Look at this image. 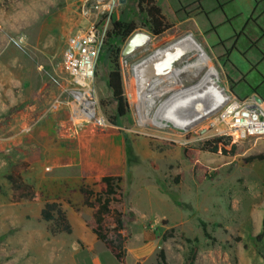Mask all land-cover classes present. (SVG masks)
Wrapping results in <instances>:
<instances>
[{
    "label": "rangeland",
    "instance_id": "obj_1",
    "mask_svg": "<svg viewBox=\"0 0 264 264\" xmlns=\"http://www.w3.org/2000/svg\"><path fill=\"white\" fill-rule=\"evenodd\" d=\"M83 1L0 0V264H119L87 228L93 209L80 191L86 185L98 194V181L106 174L123 177V211L132 233L127 264H158L161 247L168 264H184L194 245L195 264H264V133L239 136L235 111L229 114L238 104L231 88L251 92L264 73V0H182V8L177 0H156L173 24L171 32L159 37L150 31L138 0H127L112 21L134 22L133 33L151 36L149 47L138 48L132 58L119 55L127 113L117 115L108 74L111 49L121 51L133 33L126 39L110 38L112 25L92 85L95 115L80 120V88L69 74L65 52L70 38L90 27ZM210 4L217 10L208 12ZM189 34L211 59L201 60L213 77L219 74L229 97L220 109L187 127L177 121L152 122L148 116L153 117L159 101L151 107L139 99L136 107L132 65ZM186 41L173 52H186ZM230 48L235 55L229 62L225 53ZM186 59L177 60L176 66ZM223 68L233 76L231 87ZM241 72L246 73L244 80ZM183 80L181 86L196 81L189 75ZM171 82L166 79L153 93ZM137 90L139 94V84ZM260 118L264 121V105ZM221 135L232 138L237 154L201 150L205 141ZM185 149L199 153L198 161L210 173L216 171L215 177L198 182ZM23 162L29 164L25 169ZM15 167H21L37 200H14L8 175ZM47 201L62 204L71 234L50 232L40 214ZM201 223L210 237L203 235ZM171 227L198 241L177 236L163 242V233Z\"/></svg>",
    "mask_w": 264,
    "mask_h": 264
},
{
    "label": "trees",
    "instance_id": "obj_2",
    "mask_svg": "<svg viewBox=\"0 0 264 264\" xmlns=\"http://www.w3.org/2000/svg\"><path fill=\"white\" fill-rule=\"evenodd\" d=\"M138 6L140 10L146 14L149 29L155 36L159 37L173 30V24L167 20L156 0H138ZM112 25L113 28L108 33L110 38L120 37L126 39L136 29V24L134 22H123L113 19ZM110 52L112 66L108 74V85L112 91L114 100L117 102V115L124 116L127 113L128 104L124 95L119 65V55L121 51L119 48L113 46ZM201 150L212 153L221 152L224 155H235L237 154V145L233 143L230 136L221 135L205 141ZM184 155L194 162V173L198 182L201 183L205 180L213 179L217 174L216 171L210 173L208 168L198 161L199 153H193L189 149H185ZM28 166L29 164L27 162H23V169ZM20 172L21 167H15L8 175L14 200H37V193L34 191L33 187L24 182ZM122 182V176L106 174L101 176L98 181V186L100 188L98 194H94L86 185H82L80 191L84 195L85 204L93 209L92 218L86 223L87 228H89L96 238L104 244L105 248L116 258L119 264H127V244L132 233L125 223V213L123 211L125 194ZM40 214L42 220L49 223L50 232L53 235L72 233V224L61 203L57 201L45 202ZM134 218V215H132L130 220H134ZM262 227L264 230V219ZM201 228L203 235L210 237L205 223H201ZM177 236L190 243L198 241L197 237L194 239L185 237L184 233L178 232L175 227H171L163 233L162 241L165 242ZM197 253L198 246H192L184 264H195ZM158 264H168L164 247L160 248Z\"/></svg>",
    "mask_w": 264,
    "mask_h": 264
},
{
    "label": "built area",
    "instance_id": "obj_3",
    "mask_svg": "<svg viewBox=\"0 0 264 264\" xmlns=\"http://www.w3.org/2000/svg\"><path fill=\"white\" fill-rule=\"evenodd\" d=\"M119 0H84L82 13L90 18V27L85 33L71 37L65 52V62L74 83L80 88L76 91L84 97V100L93 103V82L99 55L104 45L106 31L112 26V14L120 6ZM80 109L86 111L87 106L78 99ZM233 113L234 126L241 137L247 134L264 133V127L260 115L254 118L255 111L262 114V108L257 109L249 103H240ZM95 108V107H94ZM242 112H247L248 117H243ZM240 121V122H239ZM239 122V123H238Z\"/></svg>",
    "mask_w": 264,
    "mask_h": 264
},
{
    "label": "water",
    "instance_id": "obj_4",
    "mask_svg": "<svg viewBox=\"0 0 264 264\" xmlns=\"http://www.w3.org/2000/svg\"><path fill=\"white\" fill-rule=\"evenodd\" d=\"M120 4H125L127 0H119ZM190 35V34H189ZM192 36V35H191ZM194 45L197 50L202 51L205 55L206 52L201 46L200 43H198L195 39L193 40ZM151 43V36L149 34L143 33L141 31H137L133 33L125 43L124 47L121 50V56L123 58H129L133 57V53L140 47L145 46L149 47L148 45ZM173 49L172 46H165L163 48H157L153 50L151 53L146 55L144 58L137 60L133 65H132V70L133 73L141 70L142 72L144 70H148L150 74V79L145 82V88L147 89V92L153 91L156 85H160L163 81L166 79L172 78L174 82L172 83H167L164 86L158 88L154 92L153 99L151 103L149 104L151 107L156 103V101H159V105L156 107L154 113H153V119H155L156 114L161 110L163 107H168L172 108L177 105V100L186 99V100H201L204 96V90L199 91L196 95L191 94V95H186L182 96L180 93L187 87H195L197 85V82L188 85V86H180L177 88V77L183 76L186 74H183L185 72V67L188 64L189 59H186L185 64L182 66H176L177 60L185 57V54H173L171 51ZM208 56V55H207ZM188 75V74H187ZM222 86H216L214 88V92L218 95H220V101L227 100V91L223 90L221 88ZM221 91V93H220ZM166 95V97L163 100H160L162 95ZM256 100L258 103L261 102V99H259L256 95ZM191 98V99H190ZM238 101V100H237ZM241 102V101H238ZM223 102H221L222 104ZM220 104V105H221ZM129 106V105H128ZM251 107L256 108L254 104H250ZM214 107V108H213ZM176 110V107H174ZM193 109V108H192ZM191 109V115L194 119V122L199 121L204 115H205V110H213L215 109V105H209L206 107V109ZM149 114V113H148ZM243 117H248L247 112H242ZM260 115V112L258 110L255 111V115L253 116L254 118H257Z\"/></svg>",
    "mask_w": 264,
    "mask_h": 264
},
{
    "label": "bare ground",
    "instance_id": "obj_5",
    "mask_svg": "<svg viewBox=\"0 0 264 264\" xmlns=\"http://www.w3.org/2000/svg\"><path fill=\"white\" fill-rule=\"evenodd\" d=\"M182 39H183V37L169 43V46L173 47V49H171L172 52L176 49V47H181L187 43L186 40H184V39L182 40ZM188 51H191L190 47L187 49L186 52H188ZM198 51L200 53V56H197V54L194 55V60L192 61V63H190V64L188 63L189 65L187 66V68L188 67L191 68L192 72L194 73V75L192 77H193V79H196L197 85L195 87H187L186 89L181 91L180 94L182 96L191 95V94L196 95L199 91H202L205 89V91H204L205 94H204L203 98H201V100H199V99L198 100H186L185 98L184 99L180 98L181 100H177V105L174 106V107H176V110L174 107H172V108L171 107L170 108L163 107L156 114L155 119H153V117L151 118L150 116H148V118H150L152 120V122H154V121L158 122V119H161L163 122H169V123H172V122L174 123L175 121L183 123V124L195 123L194 119L191 118L192 117V115H191V109L192 108H193L192 110H194V109L200 110V109H206V107L209 105L210 106L215 105V109H217V108L220 109V107L223 105V103L226 102L225 99H224V101H220V99H219L220 95H218L214 92V88H216V86H222L221 88L223 90L227 91L226 88L221 83L219 74L216 75V77H213L211 70H209L208 64L203 65V62L201 60L202 58L205 57L204 56L205 54L200 50H198ZM173 54L178 55L179 53H177V51H176V52H173ZM133 75L135 77V85H136V91H137L136 107L138 105L139 99H143V101L145 103L149 102V104H150L152 99H153L154 93H153V91L147 92V89L145 88V82L150 79V74H149L148 70H144L143 72L141 70H139V71L135 72ZM138 84H139V94H138V90H137ZM220 93H221V91H220ZM228 97H229V92L227 91V99H228ZM78 98H79L78 100L81 103L86 104L87 110L86 111H84L82 109L77 110L76 111V114H77L76 117H78L80 120L92 119L95 115L93 103L91 104L89 102H86L84 100V97L80 94H78ZM221 102H223V103L221 104ZM238 106H239V104L236 103L233 106L232 111L229 112V114H231L233 111H235ZM211 111L212 110H210V111L205 110L206 113L201 119H203ZM99 123H101L100 120H99ZM161 124L164 126H167L166 123H161ZM262 126L264 127V122H262Z\"/></svg>",
    "mask_w": 264,
    "mask_h": 264
},
{
    "label": "flooded vegetation",
    "instance_id": "obj_6",
    "mask_svg": "<svg viewBox=\"0 0 264 264\" xmlns=\"http://www.w3.org/2000/svg\"><path fill=\"white\" fill-rule=\"evenodd\" d=\"M190 2H192L193 4L194 3H198V0H196V1H190ZM177 3H178V5H179V8H182V6H183V1L182 0H177ZM199 5H200V2H199ZM198 7H202V6H198ZM187 10V9H186ZM184 11L185 13L187 12V11ZM201 11L202 12H204V10L201 8ZM180 38H182V37H180ZM180 38H178V39H180ZM191 38V39H190ZM177 39V40H178ZM183 39L184 40H188V43L190 44V49H191V51H188V52H185V50L184 49H182L180 52H179V54H185V57H187L188 59H189V61H188V63L190 64V63H192V61L194 60V55H196L197 54V56H200V53H199V51L196 49V47H195V45H194V42H193V40H194V38L191 36V35H185V36H183ZM182 39V40H183ZM217 45H219V44H217ZM184 50V51H183ZM197 52V53H196ZM178 54V55H179ZM189 55V56H188ZM205 57V59H207L209 62H211L212 63V61H211V59L208 57V56H206V55H204ZM223 55H221V57H222ZM185 57H183L184 59H185ZM220 57V58H221ZM185 62H186V60L184 61V63L183 64H185ZM182 64V65H183ZM189 64H187V66L189 65ZM182 65H179V66H182ZM187 66L185 67V72L183 73V74H188L191 78H193L192 76L194 75V73L192 72V70H191V68H187ZM196 80V79H195ZM243 80H244V77H243ZM184 82V80H183V76H179V77H177V88H179L180 86H181V84ZM195 82V81H194ZM194 82H192L191 84H193ZM191 84H189V85H191ZM158 85H156L155 87H157ZM186 86H188V85H186ZM234 89V87H232L231 88V90H233ZM251 92H249L248 93V95H251V94H253V96H254V99L256 100V97H255V95L259 98V99H261V102H264V97H262L261 95H260V93H259V91L256 89V87H254V86H251V90H250ZM234 92V91H233ZM235 93V92H234ZM235 99L236 100H238V101H241L240 103H244V101H245V99L243 98V96H240V95H238L237 93H235ZM253 99V103H250V104H254L255 106H256V108L257 109H260L259 108V106H258V101L256 102L255 100ZM180 125L181 123L180 122H177V125ZM188 125L186 124L185 125V127H187Z\"/></svg>",
    "mask_w": 264,
    "mask_h": 264
},
{
    "label": "crops",
    "instance_id": "obj_7",
    "mask_svg": "<svg viewBox=\"0 0 264 264\" xmlns=\"http://www.w3.org/2000/svg\"><path fill=\"white\" fill-rule=\"evenodd\" d=\"M158 4V3H157ZM160 7H161V9L163 8L162 7V5L159 3L158 4ZM209 11L208 12H213V11H215V10H217V6L215 5V4H210L209 5ZM162 12H163V9H162ZM164 14V13H163ZM234 50H235V48H230V49H228L227 51H226V56H227V61H231L230 59L232 58V57H234V55H235V53H234ZM260 54L262 55V58H261V60H264V50H261L260 51ZM240 74V76H241V79L243 80V77H244V75L246 74V73H243V72H241V73H239ZM223 75H224V78H225V80H226V83L228 84V86L229 87H231V85L233 86L234 85V83H235V81H234V79H233V76L230 74V73H228L224 68H223ZM239 80V79H238ZM258 87H256V89L259 91V93H260V95L262 96V97H264V73L261 75V78H260V81H258ZM234 87V86H233ZM255 87V86H254ZM237 93L238 95H240V96H243V98L245 99V103H253L254 101H253V99H254V96H253V94H251V95H248V93H249V90H246V91H242V92H236V90L235 89H233V90H231V92H232V94H233V96L235 97V93ZM255 100V99H254ZM256 101V100H255ZM257 102V101H256ZM258 103V102H257ZM262 105H264V102H260V103H258V106H259V108H262Z\"/></svg>",
    "mask_w": 264,
    "mask_h": 264
}]
</instances>
